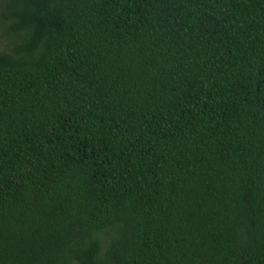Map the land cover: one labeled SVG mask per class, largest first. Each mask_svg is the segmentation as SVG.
Segmentation results:
<instances>
[{
	"label": "trees",
	"instance_id": "1",
	"mask_svg": "<svg viewBox=\"0 0 264 264\" xmlns=\"http://www.w3.org/2000/svg\"><path fill=\"white\" fill-rule=\"evenodd\" d=\"M0 264H264V0H0Z\"/></svg>",
	"mask_w": 264,
	"mask_h": 264
}]
</instances>
